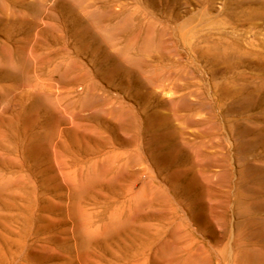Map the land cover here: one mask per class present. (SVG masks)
Instances as JSON below:
<instances>
[{
	"label": "rangeland",
	"instance_id": "obj_1",
	"mask_svg": "<svg viewBox=\"0 0 264 264\" xmlns=\"http://www.w3.org/2000/svg\"><path fill=\"white\" fill-rule=\"evenodd\" d=\"M0 264H264V0H0Z\"/></svg>",
	"mask_w": 264,
	"mask_h": 264
}]
</instances>
